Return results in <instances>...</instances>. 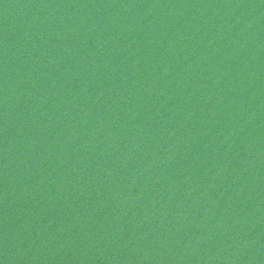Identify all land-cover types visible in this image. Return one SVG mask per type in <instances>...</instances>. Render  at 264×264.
Instances as JSON below:
<instances>
[{
  "label": "water",
  "instance_id": "1",
  "mask_svg": "<svg viewBox=\"0 0 264 264\" xmlns=\"http://www.w3.org/2000/svg\"><path fill=\"white\" fill-rule=\"evenodd\" d=\"M0 264H264V0H0Z\"/></svg>",
  "mask_w": 264,
  "mask_h": 264
}]
</instances>
